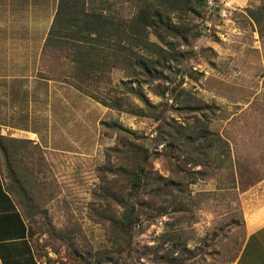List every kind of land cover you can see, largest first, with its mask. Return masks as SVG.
<instances>
[{"label":"rangeland","instance_id":"1","mask_svg":"<svg viewBox=\"0 0 264 264\" xmlns=\"http://www.w3.org/2000/svg\"><path fill=\"white\" fill-rule=\"evenodd\" d=\"M263 4V0H208L203 14L191 17L192 34L179 39L187 57L165 73L169 85L165 96L158 93L159 87L138 85L168 119L190 124L205 112L210 129L228 142L231 156L227 161L221 150L215 152L221 154L220 159L210 156L209 162L204 160L208 162L203 167L207 175L187 176L201 169L190 157L197 153L192 145L169 149L158 142L159 123L154 119L106 107L90 97L75 117L68 113L78 124L68 136H62L64 151L47 153L32 144H21L24 147L13 156L12 167L22 193L16 186L14 197L41 264H98L99 254L104 264L237 261L247 237L242 194L264 179V22L259 25L250 12L259 11ZM123 5L126 10L127 3ZM148 37L157 41L150 30ZM67 64L70 69L65 80L72 73ZM111 78L108 85H101L104 95L115 84L128 80L119 70ZM130 85L137 83L131 81ZM175 88L191 93L197 99L196 106L184 109L175 103ZM133 100L144 106L139 98ZM103 122L127 128L130 142L150 150V169L164 178L172 175L177 185L180 180L184 183L182 193L173 187L175 196L182 197L180 203L163 202L169 206L167 215L155 213V221L150 223L140 213L133 243L120 255L113 252L110 225L99 222L92 210L99 207L102 211L106 205L98 198L101 180L97 169L106 162L107 148L119 140L115 129L103 126ZM0 167L9 189L15 182L10 180L1 152ZM171 229L183 233L186 244V249L173 255L170 246L163 244Z\"/></svg>","mask_w":264,"mask_h":264},{"label":"trees","instance_id":"2","mask_svg":"<svg viewBox=\"0 0 264 264\" xmlns=\"http://www.w3.org/2000/svg\"><path fill=\"white\" fill-rule=\"evenodd\" d=\"M118 1L119 4L111 0H59L48 40L61 28V52L72 63L67 83L106 107L154 119L159 123L158 142L169 149L192 145L197 153L190 154V157L194 166L201 169L189 172L187 176L207 175L203 167L208 165L210 156L214 160L220 159L221 154L215 153L217 150L222 151L226 161L230 158L228 142L219 132L210 129L205 112L190 124L168 119L147 100L138 85H148L153 89L159 87L158 93L165 96L169 90L165 73L187 57L179 39L192 34L191 17L201 16L208 0ZM122 2L127 3L126 10ZM250 12L259 25L264 22V4L259 11ZM149 30L157 41L150 40ZM116 70L122 71L128 80L115 84L104 95L101 85H108ZM131 81L137 85H130ZM174 90L175 103L184 109L196 106L197 99L191 93L180 88ZM135 97L144 106L135 103ZM102 125L115 129L113 131L119 140L116 146L107 148L106 162L97 169L101 180L98 198L106 205L102 211L99 207L92 210L99 222L110 225L115 244L113 252L120 255L127 245L130 247L133 243L135 228L140 225V213L143 212L150 223L155 221V213L167 215L169 206L165 207L163 202L169 205L172 201L180 203L182 197L175 196L173 187L182 193L184 183L180 180L177 185L170 177L172 175L164 178L158 171L150 169V150L130 142L127 128L116 122H103ZM21 143L32 144L41 150L30 140H17L0 134V152L9 168L10 180L15 182L11 181L12 185L7 188L13 196L16 186L22 193L21 185L16 183L18 179L14 177L18 176L17 172L12 167L13 156L24 147ZM204 160L208 162L204 163ZM182 236L183 233L177 234L174 229L166 232L163 244L170 246L172 255L186 249ZM109 257L106 255V259ZM98 264H104L100 254Z\"/></svg>","mask_w":264,"mask_h":264},{"label":"crops","instance_id":"3","mask_svg":"<svg viewBox=\"0 0 264 264\" xmlns=\"http://www.w3.org/2000/svg\"><path fill=\"white\" fill-rule=\"evenodd\" d=\"M58 6L59 0H0V132L47 153L64 151L62 136L78 124L71 117L90 99L65 80L72 63L61 56V28L48 40ZM3 176L0 167V264H41ZM242 205L247 237L234 264H264V179L242 194Z\"/></svg>","mask_w":264,"mask_h":264}]
</instances>
